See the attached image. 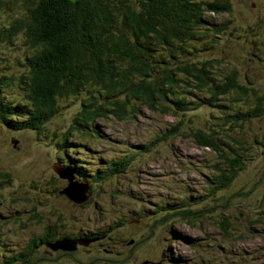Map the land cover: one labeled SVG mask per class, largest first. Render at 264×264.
<instances>
[{
    "label": "rangeland",
    "instance_id": "rangeland-1",
    "mask_svg": "<svg viewBox=\"0 0 264 264\" xmlns=\"http://www.w3.org/2000/svg\"><path fill=\"white\" fill-rule=\"evenodd\" d=\"M229 2V12L213 13L225 29L210 37L211 48L198 57L217 59L214 71L219 75L227 65L236 70L241 83L247 76L264 96V0ZM22 12V6L11 11L0 8V25ZM19 37L0 50L1 73L19 68L16 59L22 58L25 49ZM7 65L9 69L4 68ZM221 98L226 106H202L181 116L182 129L188 117L193 125L204 128L218 120L216 115L223 116L229 105L241 104ZM62 103L66 106L46 123L56 132L66 129L79 107L78 99ZM177 118L140 107L136 116L125 121L99 119L102 136L92 143L94 151H87L94 158L93 170L117 167L112 160L119 157L124 143L130 145L126 153L140 149L149 140H159V131ZM237 124L251 144L253 158L216 198L198 202L205 192V166L214 161L215 152L196 147L182 134L155 142L147 154L132 153L122 171L99 182L84 177L80 182L87 183L86 202L78 204L65 194L46 190L48 179L59 178L53 169L58 155L53 143L38 139L31 130L8 131L0 123V170L11 174V182L0 188V264H14L7 258L20 251L28 264H143L146 259L160 264H204L205 259L211 264H264V111ZM183 199L204 205L207 216L194 223L185 216L153 220L163 215L155 211L158 205L174 208ZM222 218L233 222L229 237L220 228ZM109 223L118 226L108 238V250L103 249L106 242L81 237ZM52 232L57 237L44 241ZM32 239L37 245L29 256L24 249Z\"/></svg>",
    "mask_w": 264,
    "mask_h": 264
},
{
    "label": "trees",
    "instance_id": "trees-1",
    "mask_svg": "<svg viewBox=\"0 0 264 264\" xmlns=\"http://www.w3.org/2000/svg\"><path fill=\"white\" fill-rule=\"evenodd\" d=\"M21 6L23 15L0 25V50L13 44L16 36L25 46L22 58L16 59L18 69L1 73L0 66V123L8 131L31 130L38 139L48 138L58 153L57 163L71 168L78 181L88 177L99 182L122 171L132 153L147 154L155 142L183 134L196 147L212 149L216 155L205 166L201 202L225 191L252 161L251 144L237 123L263 113L264 96L247 76L241 83L236 70L227 65L219 75L214 71L217 59L198 57L211 48L210 37L225 29L213 13L229 12V0H0V8L6 11ZM225 96L241 104L227 106L223 116L216 115L218 120L204 128L188 117L182 129L181 116L202 106H226L221 101ZM75 99L79 107L66 129L56 132L46 127L66 106L62 101ZM140 107L178 118L159 131V140H149L140 149L126 153L130 145L124 143L119 157L112 160L117 167L93 170L94 158L87 151H94L92 143L102 136L97 121H125L136 116ZM10 180L11 174L0 170V188ZM65 181L50 178L46 182L50 188H43L61 194ZM203 206L184 199L174 208L158 205L155 211L163 215L153 220L185 216L190 223L202 221L207 216ZM219 223L227 237L233 234L232 221L222 218ZM117 226L109 223L81 237L106 242L103 249L108 250L107 241ZM56 237L47 233L44 241ZM36 245L32 239L24 251L30 256ZM22 255L20 251L7 259L28 264ZM211 262L205 259L204 264Z\"/></svg>",
    "mask_w": 264,
    "mask_h": 264
},
{
    "label": "water",
    "instance_id": "water-1",
    "mask_svg": "<svg viewBox=\"0 0 264 264\" xmlns=\"http://www.w3.org/2000/svg\"><path fill=\"white\" fill-rule=\"evenodd\" d=\"M53 169L57 173V176L59 178L65 179L67 181L66 185L60 190V193L65 194L67 197L78 204L85 201L87 196L83 192H85V189H87V183L78 181L75 178L73 170L68 166L56 163V165L53 166ZM74 248L75 247L70 249ZM143 264H146V262H143ZM154 264H158V262Z\"/></svg>",
    "mask_w": 264,
    "mask_h": 264
}]
</instances>
